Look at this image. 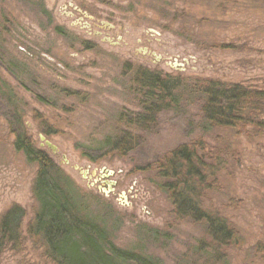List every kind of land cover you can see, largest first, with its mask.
Segmentation results:
<instances>
[{
  "label": "rangeland",
  "instance_id": "obj_1",
  "mask_svg": "<svg viewBox=\"0 0 264 264\" xmlns=\"http://www.w3.org/2000/svg\"><path fill=\"white\" fill-rule=\"evenodd\" d=\"M136 70L171 75L184 89L121 158L100 143L124 127L120 115L140 110ZM203 79L264 90V0H0V215L21 207L24 236L36 210L37 166L13 147L21 133L60 167L116 247L160 264H219L206 258L216 248L204 225L176 219L152 171L195 142L206 163L220 161L202 207L243 240L225 250L228 264H261L252 248L264 243V133L203 130L201 96L185 90ZM0 264L48 263L27 242Z\"/></svg>",
  "mask_w": 264,
  "mask_h": 264
},
{
  "label": "trees",
  "instance_id": "obj_2",
  "mask_svg": "<svg viewBox=\"0 0 264 264\" xmlns=\"http://www.w3.org/2000/svg\"><path fill=\"white\" fill-rule=\"evenodd\" d=\"M131 82L138 90L140 110L131 115L133 118L120 115L118 122L124 127L113 141L106 138L100 143L105 144L108 154L121 158L135 149L138 138L135 132H146L155 114L170 110L171 104L174 107L179 104L182 96L179 91L184 84L171 75L144 70H136ZM187 83L188 96H201L203 130H232L247 138L264 133V120L261 119L264 90L224 84L214 79L187 80ZM199 145L192 142L176 148L156 161L152 171L162 181L159 190L168 196L176 219L186 218L204 225L206 238L216 248L212 256L207 253L206 258L228 264L225 250L241 248L243 240L227 220L202 207L205 193L214 186L211 171L220 161L215 158L212 163H206L204 156L196 152ZM13 147L37 166L32 185V197L37 206L24 236L21 226L25 213L21 207L13 205L0 215V255L4 251L21 253L29 242L48 264H160L139 252L116 247L107 227L88 215L76 201L71 184L60 167L48 154L33 148L24 134H16ZM208 244L202 246L213 247ZM252 250L256 260L264 264V243H257Z\"/></svg>",
  "mask_w": 264,
  "mask_h": 264
},
{
  "label": "water",
  "instance_id": "obj_3",
  "mask_svg": "<svg viewBox=\"0 0 264 264\" xmlns=\"http://www.w3.org/2000/svg\"><path fill=\"white\" fill-rule=\"evenodd\" d=\"M41 141H43V142H44V145H45L46 147L50 148L52 152L55 151V147L52 146V145H51L50 143H48L47 141H44V138H43V137H41Z\"/></svg>",
  "mask_w": 264,
  "mask_h": 264
}]
</instances>
